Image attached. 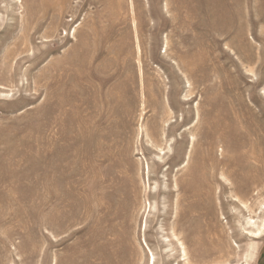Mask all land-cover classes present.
I'll list each match as a JSON object with an SVG mask.
<instances>
[{
    "label": "rangeland",
    "instance_id": "rangeland-1",
    "mask_svg": "<svg viewBox=\"0 0 264 264\" xmlns=\"http://www.w3.org/2000/svg\"><path fill=\"white\" fill-rule=\"evenodd\" d=\"M263 219L264 0H0V264H264Z\"/></svg>",
    "mask_w": 264,
    "mask_h": 264
},
{
    "label": "bare ground",
    "instance_id": "bare-ground-1",
    "mask_svg": "<svg viewBox=\"0 0 264 264\" xmlns=\"http://www.w3.org/2000/svg\"><path fill=\"white\" fill-rule=\"evenodd\" d=\"M45 4V3H44ZM49 6V5H48ZM238 147V146H237ZM240 162V161H239ZM203 179V178H202ZM200 183V182H199ZM200 185H202V184H200ZM194 186V185H193ZM203 186V185H202ZM201 186V187H202ZM198 187V186H197ZM200 187V186H199ZM264 233V219L261 221V224H260V226L258 227V229L256 230V232L255 233H253V235H254V237H252V238H257V237H259L260 235H262ZM251 234V233H250ZM153 259L151 260V262L149 261V264H153Z\"/></svg>",
    "mask_w": 264,
    "mask_h": 264
}]
</instances>
